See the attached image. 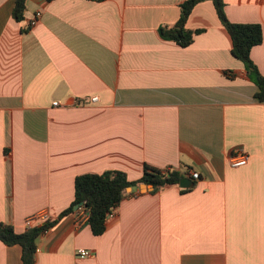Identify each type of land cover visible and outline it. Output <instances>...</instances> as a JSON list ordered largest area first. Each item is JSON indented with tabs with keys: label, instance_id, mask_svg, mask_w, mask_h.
Instances as JSON below:
<instances>
[{
	"label": "crops",
	"instance_id": "obj_1",
	"mask_svg": "<svg viewBox=\"0 0 264 264\" xmlns=\"http://www.w3.org/2000/svg\"><path fill=\"white\" fill-rule=\"evenodd\" d=\"M183 1L25 0L17 22L0 0V222L22 233L36 212L56 220L34 264H264V102L211 1L186 20L203 30L189 46L159 37ZM223 1L229 21L261 26L250 57L264 77V0ZM234 149L245 166H229ZM145 164L199 179L129 188L99 236L58 219L76 176L135 181ZM0 264H21V248L0 242Z\"/></svg>",
	"mask_w": 264,
	"mask_h": 264
},
{
	"label": "trees",
	"instance_id": "obj_2",
	"mask_svg": "<svg viewBox=\"0 0 264 264\" xmlns=\"http://www.w3.org/2000/svg\"><path fill=\"white\" fill-rule=\"evenodd\" d=\"M100 2L103 0H88ZM211 1L218 20L228 33L231 40V54L239 60L246 72L248 79L256 86L254 98L264 102V77L250 57L251 49L259 45L263 40L262 28L255 23H233L226 17L223 0H185L179 5L180 13L177 21L171 25L159 26L157 29L161 39L172 41L184 48L189 46L195 35L203 30H189L185 27L186 20L194 8L200 2ZM25 0H14L12 18L19 22L23 20ZM185 172L174 169H159L145 164L142 175L135 181H129L126 175L117 170H107L100 174L86 173L76 176L74 179V198L70 206L58 217L73 213L78 206L89 212L87 225L94 236L103 234L106 229V216L116 209L120 202L134 195L127 192V188H137L140 184L152 185V192L159 191L167 186L178 185ZM190 188H181V192ZM56 220L45 222L41 225L25 229L22 233H16L9 224L0 222V242L6 246L18 245L21 248V264H34L36 241L45 233Z\"/></svg>",
	"mask_w": 264,
	"mask_h": 264
},
{
	"label": "built area",
	"instance_id": "obj_3",
	"mask_svg": "<svg viewBox=\"0 0 264 264\" xmlns=\"http://www.w3.org/2000/svg\"><path fill=\"white\" fill-rule=\"evenodd\" d=\"M40 17V13L37 12L34 16V18L30 22V26H33L38 18ZM96 97L91 98V101L94 102L96 101ZM56 105V104H54ZM248 162V155L246 152H244L241 149H234L231 153V156L228 159V164L232 168H238L245 166ZM190 177L192 180H197L199 179V174L196 172L190 173ZM116 214V209L112 210L109 214L106 216V220L114 217ZM74 216V222L77 226H82L84 224H87L89 212L87 210H84L82 206H78L75 212H73ZM51 218L50 215L47 211H39L36 212L35 214L27 217L24 221V225L26 229H30L34 226L41 225L45 222H50ZM76 254L79 256V258H85V257H90L91 252L86 250V249H79L76 251Z\"/></svg>",
	"mask_w": 264,
	"mask_h": 264
},
{
	"label": "water",
	"instance_id": "obj_4",
	"mask_svg": "<svg viewBox=\"0 0 264 264\" xmlns=\"http://www.w3.org/2000/svg\"><path fill=\"white\" fill-rule=\"evenodd\" d=\"M192 184H193L192 179H190L189 177H184V178L180 179V181L178 183V186L180 188H189V187L192 186ZM140 189H141V191L152 190L153 186L152 185L141 184L140 185ZM127 190H129V188H127Z\"/></svg>",
	"mask_w": 264,
	"mask_h": 264
}]
</instances>
